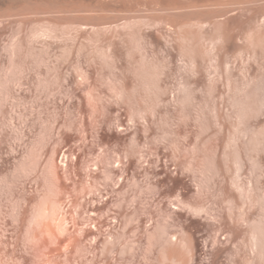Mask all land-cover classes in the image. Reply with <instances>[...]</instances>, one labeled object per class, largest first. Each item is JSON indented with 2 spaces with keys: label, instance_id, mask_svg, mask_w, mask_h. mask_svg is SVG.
<instances>
[{
  "label": "rangeland",
  "instance_id": "obj_1",
  "mask_svg": "<svg viewBox=\"0 0 264 264\" xmlns=\"http://www.w3.org/2000/svg\"><path fill=\"white\" fill-rule=\"evenodd\" d=\"M0 264H264V0H0Z\"/></svg>",
  "mask_w": 264,
  "mask_h": 264
},
{
  "label": "bare ground",
  "instance_id": "obj_2",
  "mask_svg": "<svg viewBox=\"0 0 264 264\" xmlns=\"http://www.w3.org/2000/svg\"><path fill=\"white\" fill-rule=\"evenodd\" d=\"M226 192V191H225ZM227 193V192H226ZM232 195V194H231ZM230 196V195H229ZM225 198V197H224ZM233 198V197H232ZM199 212V211H198ZM75 233V232H74ZM191 237V236H190ZM194 239V238H193ZM187 240V239H186ZM191 241V240H190ZM189 241V242H190ZM191 243H192V241H191ZM187 245H185L184 247H185V250L184 251H180V250H175V251H172V250H170V251H167L166 252V250H164V252L165 253H162V254H164L163 255V257H164V260L166 259L167 260V262H168V260H170L171 262L172 261H175V262H180V263H184V262H186L188 259H193V257H194V250H196L195 248H194V246L193 245H191L190 243H186ZM197 248V247H196ZM196 257V256H195Z\"/></svg>",
  "mask_w": 264,
  "mask_h": 264
}]
</instances>
